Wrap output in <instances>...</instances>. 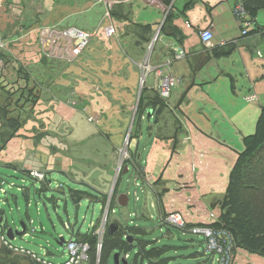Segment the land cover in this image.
Returning a JSON list of instances; mask_svg holds the SVG:
<instances>
[{
	"label": "crops",
	"instance_id": "obj_1",
	"mask_svg": "<svg viewBox=\"0 0 264 264\" xmlns=\"http://www.w3.org/2000/svg\"><path fill=\"white\" fill-rule=\"evenodd\" d=\"M0 1V32L7 44L0 49V73L14 80L21 65L40 92L32 119L0 152V172L24 185L25 196L38 184L28 174L41 172L48 181L59 173L108 197L106 202L97 201L103 208L102 218L86 233L95 231L98 245L106 235L112 236L111 225H122L110 218L113 208L120 206L121 194L110 182L106 188L93 186L100 174L82 167L89 163L86 160L66 157L63 151L51 156L46 142L36 141L39 134L54 136L57 148L66 140L74 146L90 140L92 154L112 153L108 166L100 155L102 169L111 167V162L123 169L131 157L139 160L142 184L155 197L160 222L163 216L176 213L188 227L198 228L211 225L212 215L219 218L213 206L224 199L237 153L244 149V138L255 133L264 107V11L255 20L248 16L252 26L244 36L233 15L238 0H173L171 6L162 0ZM73 29L92 35L79 57H73L72 42L63 35ZM207 30L214 36L209 46L201 41V33ZM164 75L178 81L168 101L158 93ZM143 90L146 98L158 95L166 108L154 111L153 102L146 100L138 112ZM253 95L258 102L247 103L245 98ZM94 139L99 143H91ZM106 141L111 151L104 147ZM122 154L126 159L120 162ZM91 164L98 168L94 160ZM23 228L28 236L26 220L18 228L5 217L0 237L1 232L21 233ZM80 234L73 232L72 237ZM6 236L2 237L16 247L13 242L19 236L12 241ZM196 245H204L205 250L195 253V264H217L207 252L204 237ZM35 254L54 263L48 252ZM126 257L131 260L130 255ZM234 264H264V258L237 250Z\"/></svg>",
	"mask_w": 264,
	"mask_h": 264
},
{
	"label": "rangeland",
	"instance_id": "obj_2",
	"mask_svg": "<svg viewBox=\"0 0 264 264\" xmlns=\"http://www.w3.org/2000/svg\"><path fill=\"white\" fill-rule=\"evenodd\" d=\"M15 80L16 79L12 80L10 76L9 78H7L6 76V81L11 84H13V81ZM30 86L33 87V84H31ZM38 93L40 94V92ZM7 97H9L7 106L11 105L9 111L15 112L16 110H14L13 105L16 103L17 97L11 98V96L0 91L1 105L6 102ZM149 113L150 111L147 112V119H149ZM154 123L155 120L151 122V125H153ZM53 129L55 130V128ZM148 129L149 125L148 121L146 120L144 124L145 137L148 136ZM54 130L50 131L52 132ZM68 132L69 131H67L66 135H69ZM39 135L40 140L38 142L40 143L42 142V140L46 142V147L51 156H55L56 154H58L57 151H63L62 154L66 157L73 155L80 161L86 160L87 162H89L88 164L84 163L85 165H82V167L85 168V166H87L89 170H95L100 174V176L93 179L94 183H91L89 180V182L93 186H97L98 188L105 186L108 187L107 182H110L114 187L113 190H116L117 192H119V194H121L120 197L126 196L128 198V206L124 208L120 206L114 207V213L112 212L110 218L122 223L124 227L127 225V228L130 229H138V227H140L141 229L145 230H142L143 232H141V234L138 236L132 235V238L136 242H139V244L149 248V250L155 247H168L169 253L167 255V259L170 260V264H195V253L202 252L201 250L204 249V245L202 247H199L196 244L199 242V240H202L203 237L190 234L183 235V233L179 230H176L174 228H172V230H168L166 227L161 226V222L158 220V214L155 209V197H153L149 189L145 190L142 184L143 177L135 172V170L133 171V168L131 166L129 173L127 174H124V172L122 173V167L120 168L119 165L117 167H114L115 165L112 162L111 167H108L106 169L104 167L102 169V160H100V155H102L103 159L106 158L104 159L103 163L108 166L106 164L107 158H109L110 160L112 159L113 161V158H111L113 157L111 155L112 153L109 152L100 154L96 152L95 155L92 154L93 147L89 145L90 140L87 141L86 144H75V146L74 143L66 140V144L61 142V148H57V146H55L54 144V136H50L45 133L44 135ZM93 142L95 144L99 143V141L96 139H94L91 143ZM126 143V145L129 144V137ZM63 146H66V149H64ZM104 147L108 151H111V145L109 142L106 141ZM120 157V162L123 160V158L125 161L126 158L125 156L123 157V154ZM116 159L118 161L119 156H117ZM93 160L94 163H98V168L92 166L91 161ZM0 174L6 177L3 178L6 182L3 188L5 193H7V195H5V193H1L0 191V198L2 199L0 201V211H5L4 217L8 218V223H16V226L18 228H21V221L22 219H24L27 221L28 225V236L23 235L21 237H18V239L13 242L16 247L22 246L29 251L38 253L39 255H43L44 253L48 252L51 254V257H49V259L52 262L56 264L65 262L68 259L65 249V242L68 243L72 239V233H81L84 235L92 225H96L102 218L103 208L100 203L90 204L89 201H82L78 212V225L75 226L76 206L73 205L68 195H66L65 197L62 193L59 192L60 190H57V188L59 186H64V189H61V191H65V194L69 192V189L74 190L75 188H78V191L87 192V188L89 190L90 188H86V186L84 185L74 183L65 175L59 173L53 174V181L50 180L52 182V185L49 192L46 193V197L49 199L51 197H55V202L49 204L45 203L43 200L36 201V191L41 190V184L38 183L37 185H35V189L32 191L31 195L27 194V196H25L23 194V188L26 187H22L24 185L19 184L18 180H16L15 177H13L12 175H7L4 172H0ZM108 177H110V179H108ZM12 183L15 184V188L10 187L13 186L11 185ZM30 186V184L27 185V187ZM6 196L9 197V201H6ZM56 202L58 203L57 205ZM136 215L138 218L136 217ZM107 222L105 221L104 223L105 227ZM33 229L35 230V232H33ZM7 232L8 231L4 233L1 232V235H4ZM2 236L0 237V242L1 246L5 248L6 238ZM60 239H64L62 245L63 247L59 246L58 244V241ZM191 240H195L194 245L192 244ZM170 247H172L173 249H170ZM8 251L10 253L5 252L4 254L0 255V264H38L29 257L14 254L10 250ZM120 252V250H115L114 252H112L109 264H115L114 257L117 254H120ZM137 253L138 247L135 246V249L129 254L131 256V260L128 261L129 264L133 263V258L135 257V255H137ZM217 259L218 256L216 255L215 260ZM212 264H216L215 261Z\"/></svg>",
	"mask_w": 264,
	"mask_h": 264
},
{
	"label": "trees",
	"instance_id": "obj_3",
	"mask_svg": "<svg viewBox=\"0 0 264 264\" xmlns=\"http://www.w3.org/2000/svg\"><path fill=\"white\" fill-rule=\"evenodd\" d=\"M162 2L165 6H171L173 0H162ZM239 2L252 20H255L259 12L264 11V0H239ZM16 76L15 82L11 84L6 81L3 71L0 73V91L11 96V98L17 97V101L13 105L15 112L9 111L11 108V105L7 106L9 97H7L3 105L0 103V152L5 150L7 144L17 137L19 131L32 119L34 109L40 100L38 87L33 82L31 75L21 65H18ZM31 84H33V87L30 86ZM146 94L147 92L143 90L138 112L144 109L146 100L153 102L152 110L154 111L159 108L158 111L160 110L161 112L166 108V104L162 101L163 99L161 100L158 95L153 94L152 98H146ZM39 140L40 137L36 136V141ZM243 145L244 149L241 153H237L236 163L231 170L225 197L213 206L219 210V220L210 226L215 229H224L231 233L235 243L234 255L237 250H242L248 254L264 258V107L261 108L255 133L244 138ZM125 166L129 168L132 166L133 171L135 170L143 177L139 160L131 157V160L125 161ZM28 177L42 185L41 190L38 192L39 194L36 196V201H42L41 194L49 192L52 182L48 181L47 174L43 182L33 179L29 174ZM61 189H64V187L60 186V188H57L65 197L66 195L69 196L74 206L80 205L82 201H89L90 204H94L98 203L99 199H103V202L108 199V197L99 195L88 188L87 192L69 189L66 194ZM23 192L26 193V191ZM114 205L113 201L111 208ZM161 225L171 229L164 223H161ZM188 229L193 228L188 227ZM141 232L138 229L136 231V229L121 225L114 235H106L101 244L100 253L98 252V237L94 235L95 231L85 235H74L72 240L89 245L88 264H97L98 259L100 261L99 264H105L115 250H120L121 255H129L135 249V246L138 247V253L133 258L134 264H143L144 262L148 264H168L169 259H165V257L169 248L163 247L148 250L147 247L132 238V235L138 236ZM128 239H131L133 244H130L131 241H128ZM6 242L12 245L11 242L7 240ZM5 252L9 251L2 247L0 255ZM47 261L49 260L47 259Z\"/></svg>",
	"mask_w": 264,
	"mask_h": 264
},
{
	"label": "built area",
	"instance_id": "obj_4",
	"mask_svg": "<svg viewBox=\"0 0 264 264\" xmlns=\"http://www.w3.org/2000/svg\"><path fill=\"white\" fill-rule=\"evenodd\" d=\"M1 3L2 2L0 1V5ZM233 15L238 21L239 26L243 29L242 32L243 35L247 36L248 29L251 28L252 25L244 7L242 6V4H240L239 0L233 9ZM63 35L66 37V39H69L72 42L71 52L73 57H79L83 53V51L88 47L92 39V35L80 32L75 29L67 31ZM213 40H214V36L210 30L201 33V41L204 45L206 46L211 45ZM5 47H7V44L3 39L2 33L0 32V49H5ZM183 54H184L183 52L180 53L177 58L181 59V56H183ZM258 55L261 57V54ZM177 84L178 81L175 78L171 76L165 77L164 75V78L158 90L161 99H163L164 101H168L169 99H171ZM245 100L249 104L258 102L257 97L254 95L248 96ZM30 175L33 179L38 180L39 182L45 181L44 173L32 172ZM58 188H60V186ZM218 220L219 219L216 215H212L211 225L217 223ZM161 222L181 232H190L193 234L203 236L206 240L208 254L215 257L217 255L218 264H233L235 243H234V238L229 231H226L224 229H215L210 225L208 227H198V228L188 229V226L186 225L183 217L176 213L163 217L161 219ZM65 244H66L65 249L68 259L65 262L59 264H88L89 262L88 244L79 243L74 239L73 240L71 239L68 243L65 242ZM5 246L12 253L29 257L38 264H55V263H50L49 261H47V259L41 258L35 253L26 251L23 248H16L10 245L6 241H5ZM101 246H102L101 244L98 245L99 253L101 252ZM99 262L100 261L98 259L97 264H99Z\"/></svg>",
	"mask_w": 264,
	"mask_h": 264
},
{
	"label": "water",
	"instance_id": "obj_5",
	"mask_svg": "<svg viewBox=\"0 0 264 264\" xmlns=\"http://www.w3.org/2000/svg\"><path fill=\"white\" fill-rule=\"evenodd\" d=\"M128 173V167L125 168V171H124V174H127ZM6 184L5 180L3 178L0 177V191L3 190V187L4 185ZM39 191H36V195H38ZM41 197L43 199V201L45 203H49L51 204L53 201L55 202V197H51L50 199L46 197V194H41ZM128 198L126 196H121L119 197V200H118V203L121 207H127L128 206ZM58 203L56 202V205ZM79 209H80V206H76L75 208V220H76V224H78V212H79ZM5 216V211H0V225L2 224V222L4 221V217ZM119 229V227L117 225H111L110 228H109V234L110 235H114L115 232H117ZM25 232H26V229L23 228L22 229V232L21 233H18V232H14L13 229H10L7 233H6V237L8 239H10L11 241L15 238V236H23L25 235ZM128 241H131L130 244H133V241L131 239H128ZM63 242H64V239H61L60 240V245L62 246L63 245ZM127 255H121V254H117L115 257H114V261H115V264H129L128 261H127Z\"/></svg>",
	"mask_w": 264,
	"mask_h": 264
}]
</instances>
